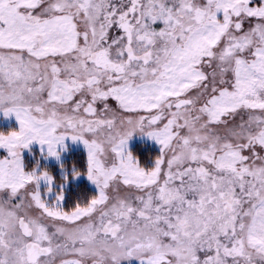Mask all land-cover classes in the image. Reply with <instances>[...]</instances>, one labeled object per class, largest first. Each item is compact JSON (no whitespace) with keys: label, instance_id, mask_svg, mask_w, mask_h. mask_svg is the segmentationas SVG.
<instances>
[{"label":"snow or ice","instance_id":"1","mask_svg":"<svg viewBox=\"0 0 264 264\" xmlns=\"http://www.w3.org/2000/svg\"><path fill=\"white\" fill-rule=\"evenodd\" d=\"M0 113V264H264V0H0Z\"/></svg>","mask_w":264,"mask_h":264},{"label":"trees","instance_id":"2","mask_svg":"<svg viewBox=\"0 0 264 264\" xmlns=\"http://www.w3.org/2000/svg\"><path fill=\"white\" fill-rule=\"evenodd\" d=\"M14 126H10L8 128L5 127L3 129L4 132H7L8 130L13 129ZM139 147L137 145H134V147L130 148V150L140 158V161L142 164H150L151 160L155 157V155L158 154V150L155 148L144 150L145 154L144 156H140L138 152ZM84 154L79 151H73L69 156H67L65 160L66 163H68V166L75 165L78 169L83 171L85 169L86 160L83 156ZM147 155V156H145ZM31 166V165H29ZM54 174L58 176V173L53 171ZM84 177H80V179L76 181H70L66 188V198H65V206H71L72 202L79 196L80 198L91 196L95 193V190L91 188L87 182L84 180Z\"/></svg>","mask_w":264,"mask_h":264},{"label":"rangeland","instance_id":"3","mask_svg":"<svg viewBox=\"0 0 264 264\" xmlns=\"http://www.w3.org/2000/svg\"><path fill=\"white\" fill-rule=\"evenodd\" d=\"M110 103H113V104H114V102H112V101H110ZM10 126H14L13 129L18 128L19 125H18V121L16 120L15 116L12 115V116H9V117H5V116L3 115V113H0V131H3V129H4L5 127L8 128V127H10ZM8 129H10V128H8ZM11 130H12V129H11ZM8 131H9V130H8ZM142 136H143L145 139H147L148 141H150L151 144H154V146H155V147L158 149V151H159V145H158L154 140H152L151 138H149V137H147V136H145V135H141V134H139V133H134L133 136L130 138V140H129V142H128L129 149L131 148V145L134 143L135 139H139V137H142ZM67 144H68V146H69V151L66 152V153L64 154V157L69 156V155L71 154V152H73L75 149L80 148L81 150H83V152H84V154H85V158H86L85 149L83 148L82 145H79V144H73L70 140L67 141ZM33 146L35 147V143H34L33 145L30 146V150H31V152H30L28 149L24 150V152H25V154H26L27 156H30V155L32 154ZM36 152H37L38 154H39V152H40V146H39V145H38V151H36ZM64 157H63V158H64ZM50 160H53V159H50ZM53 163H54V165H56V171H57V173H58V175H59V168H58V166H57L55 160H53ZM85 178H86V177H85ZM78 179H80V177H79ZM78 179H75V180H72V181H76V180H78ZM86 179H87V178H86ZM87 181H88V180H87ZM88 182H89V184H91L90 181H88ZM66 187H67V186H66ZM95 190H96V189H95ZM124 264H136V261H135V260H132L131 262H124Z\"/></svg>","mask_w":264,"mask_h":264},{"label":"flooded vegetation","instance_id":"4","mask_svg":"<svg viewBox=\"0 0 264 264\" xmlns=\"http://www.w3.org/2000/svg\"><path fill=\"white\" fill-rule=\"evenodd\" d=\"M134 145H137L139 147L138 152H139V154L141 153L140 156H144V154H145L144 150H147L148 148L149 149H152V148L157 149L154 146V144H151L150 141H148L147 139H145L143 136L142 137H139V139H135V141L131 145V147L133 148ZM36 151H38V145L37 144H35V147L33 146L32 154L30 156H27L25 154V152H24V158L28 162V166L29 165L32 166V164L34 163L33 156H36L37 159L39 158V154ZM74 151H79V152H82L84 154L83 150H81L80 148H77ZM2 154H3L2 151H0V155H2ZM83 156L85 157V154ZM145 156H147V155H145ZM66 158L67 157H64L63 159H66ZM85 160H86V158H85ZM45 163L51 168L52 171H55L57 173V171H56V165H54L53 160H50V159L48 161L41 160V164H45ZM31 166H29V167H31ZM85 167H86V165H85ZM81 177H84L85 178L86 176H81ZM84 180L87 182V184L91 188H93L95 190V186L92 183L89 184V182L87 181L86 178Z\"/></svg>","mask_w":264,"mask_h":264}]
</instances>
